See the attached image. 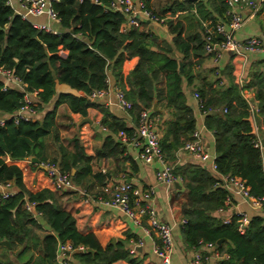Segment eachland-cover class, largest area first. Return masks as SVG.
Masks as SVG:
<instances>
[{"label": "trees", "instance_id": "obj_1", "mask_svg": "<svg viewBox=\"0 0 264 264\" xmlns=\"http://www.w3.org/2000/svg\"><path fill=\"white\" fill-rule=\"evenodd\" d=\"M111 1L57 0L53 8L60 19L55 28L59 34L50 35L37 31L32 24L13 15L6 0H0V67L12 70L21 78L27 85L26 91L37 92L38 110L57 96L55 108L41 120L21 122L17 126L8 121L0 128V182H13L17 189L13 196L0 200V241L8 242L11 251L23 246L19 259L32 245L31 250L38 254L34 261L30 258V264H52L58 246L65 243H70L75 249H83L75 252L76 264H112L121 260L141 264L130 255L124 241L102 248L93 234L79 233L75 219L58 205L55 192L43 189L31 193L23 184L20 169L6 164V158L10 161L35 158L39 163L51 162L57 164L62 172L69 173L75 186H80L83 179L92 174L91 159L77 140L71 141L72 153L59 143L55 122L58 106L66 104L71 113L81 118L87 117L88 109L99 110L103 113V126L113 133L123 131L130 135V130L90 97L93 91L108 88L110 78L132 104V109L139 112L150 110L151 115L156 116L152 108L159 104L160 108L171 111L173 120L166 124L160 141L161 150L171 161L175 159L174 149H182L195 128V120L183 94V79L190 82L185 70L190 53L198 58L204 52L203 34L185 37L183 23L178 17L173 18L177 13L195 9L198 23L210 20L214 24L225 16L227 8L223 0H200L196 3L138 0L153 15L168 20L167 29L173 36L171 45L155 33L141 30L145 25L143 21H137L136 26L121 32L120 27L126 20L124 15L102 8ZM200 29L203 31L201 26ZM173 48L182 56V72L179 60L173 58ZM60 50L68 53L66 59L58 55ZM56 80L81 96L56 94ZM247 80L243 81V86L230 83L223 87L219 86L217 79L200 90L198 96L206 112L205 127L214 136L217 172L239 177L249 188V194L258 198L264 196L262 157L254 146L258 114L252 113L241 91L257 88L255 97L260 103L259 113L262 112L264 74L256 70ZM3 84L0 79V113L10 116L19 109L23 95L13 87L2 90ZM215 108L222 112L214 111ZM48 138L58 145V157L51 156L49 161L46 153ZM111 146L112 153L122 154L123 150H118L120 145L108 136L104 149L97 156H106L105 149ZM181 172L189 181L190 200L184 207L188 220L184 229L187 245L192 248L200 244L216 246L218 241L225 240L227 260L221 264H264V219L259 215L251 217L243 235L237 230L235 219L230 224H221L212 213L223 205L227 193L215 188L211 176L198 166L187 165ZM92 177L99 183V188L106 185L105 175L96 173ZM100 194L99 191L97 195ZM25 203L32 205L50 232L41 240L33 234L41 225L23 209ZM216 249L221 251L222 247ZM0 264L3 263L0 261Z\"/></svg>", "mask_w": 264, "mask_h": 264}, {"label": "crops", "instance_id": "obj_2", "mask_svg": "<svg viewBox=\"0 0 264 264\" xmlns=\"http://www.w3.org/2000/svg\"><path fill=\"white\" fill-rule=\"evenodd\" d=\"M194 14L195 9L187 13H177L175 15L184 25L185 37L194 34H200L201 36L202 31L200 26L202 28L203 24L211 22L210 20H201V22L198 23L197 16H194ZM242 15L245 16L246 13L242 12ZM218 21L225 25L228 23L225 16L222 20ZM46 22V19L42 20L43 24ZM57 26L58 24H52V29L56 31L55 28ZM141 30L144 32L149 31L155 33L162 41L167 42L169 45L172 44L173 36L169 33L166 27H153L145 23V25L143 24L141 26ZM263 33L264 10H262L255 18L247 20V22L235 32L234 36L238 41H245L250 37L262 36ZM262 40L264 42V38ZM173 51V58L178 59L181 68H183L184 62L181 59L182 56L176 52L175 48H173ZM58 55L61 58L66 59L68 53L60 50ZM241 66L242 60L228 52L222 53L217 62H214L212 56L205 54V52H201V55L198 58H195L193 54L190 53L189 59H187L185 65L186 76L190 78V82L188 81L187 83L185 78L183 79V94L185 96L186 105L191 110L192 116L195 120L194 131L200 133L207 159L202 161L193 158L187 155L182 149L178 148H176L177 152L174 151L173 153L175 156L173 161L167 160L166 155L164 154L165 161L168 165L172 166L173 174L177 178L175 184L171 188L163 182L156 181V173L163 168L162 164L157 160H154L150 164L142 162L138 157L140 147L121 143L117 137L119 132L113 133L101 124L103 119V113L101 111L88 109L86 118L92 121V124L86 123L80 125V122L85 118H81L79 115L71 113L66 104H61L56 108L55 122L59 133V143L66 148L69 153H72L73 146L71 141L77 140L79 145L84 149L86 155L91 159L90 168L92 174L83 179L80 186H75L73 190L55 192L58 197V205L64 211L72 215L75 219L76 229L79 233L84 235L93 234L102 248H106L113 240H115V243L124 241L129 250L135 247L136 254L132 257L140 261L141 264H162L161 259L154 253V248L157 243V238L154 234H146L142 227L134 225L132 221L115 208L106 207L98 203L86 204L83 201V192L93 196L99 194L101 189L99 188L100 185L92 175L101 173L105 175L107 185L127 183L140 191L149 187L153 189V196L150 200H146L145 202L155 210L158 219L161 222L168 224L172 229L174 247L170 264H189V261L195 252H200L207 258L206 264H221L223 261L227 260V256L225 255V251L228 247L226 241L220 245L222 247L221 251L216 249L219 247L217 244L216 246L200 244L199 247L192 248L185 242L184 229L186 224L183 222H188L187 217L184 214V207L190 200L189 190L187 188L189 181L181 171L182 168L187 165H195L205 170L214 182L220 178V176L213 170L216 158L214 136L212 131H209L205 127L206 114L203 113V109L199 106V101L195 98V95H198L200 90L206 89L208 83L217 79L219 80V86L227 87L230 83L240 86L238 78L241 74ZM256 70H259L264 74V47L259 52L247 55L244 68V83L248 81L247 77H251ZM182 71L180 70V72ZM108 81L109 86L106 88L107 96L104 99L95 101L104 111L110 113V115L117 119L120 124H123L124 127L130 130V133L132 134L136 130L139 110L131 108V110L127 112L121 111L118 108L115 99L117 88L114 86V83L110 78ZM244 83H242L241 86H243ZM256 90L257 88H254L253 90L243 89L241 95L248 102L249 106L255 110L254 113L258 114L256 117V134L263 145L264 110L259 113L260 103L255 97ZM262 91L264 92V88ZM56 100L57 96L51 101V103L43 106V109L39 110L38 114L31 120H41L46 113L55 108L54 104ZM155 108L156 111L154 112L152 108V112L157 113L154 117L158 122L157 125L162 138L166 124L173 120V118L171 117V111L160 108L159 104H156ZM217 110L218 108L214 109V111ZM218 112H222V110H218ZM10 116L0 113L1 119L9 118ZM108 120L111 121L110 119ZM108 136L113 138L114 143L120 145L118 150H123L122 154L112 153L111 150L113 147L111 146L105 149L104 154H106V156H97V153L104 149V142ZM46 144L47 161L51 159V156L58 157V145L54 143L51 138L47 139ZM260 152L264 170V147L261 148ZM31 159L10 161L6 158L5 162L8 165L17 166L20 169L22 172L23 184L31 193H36L43 189H48L54 192L43 169L39 165L31 163ZM72 174H74V171H72ZM16 190L14 183L9 182L8 191L16 193ZM224 191L227 193V196L223 205L212 213V216L221 224H230L233 219L237 220L239 216L243 214L247 216L249 221L251 217L257 215L264 219V206L261 208L255 207L252 201L243 200L232 191ZM226 200H228L227 203H225ZM29 214H32L31 216L41 225L40 229L33 231V234L41 240L50 232L43 226L40 215L36 214L34 211ZM127 236H129L128 241H125ZM32 248L33 246L30 245L28 247L29 250L27 249L28 251H26L23 258L19 259L18 254L22 251L23 246L19 245L11 251L10 246L7 248L6 246L0 245V261L3 264H30V258L32 257V261H34L38 254V252L32 251ZM74 255L75 253L71 255L70 264H76ZM239 263L240 262H237L235 264ZM112 264L130 263L121 260Z\"/></svg>", "mask_w": 264, "mask_h": 264}, {"label": "built area", "instance_id": "obj_3", "mask_svg": "<svg viewBox=\"0 0 264 264\" xmlns=\"http://www.w3.org/2000/svg\"><path fill=\"white\" fill-rule=\"evenodd\" d=\"M20 7L26 11L21 13L12 7V0H6L13 12V15L19 17L22 21H27V15L40 17L45 15L47 22L45 24H32L34 29L39 32H44L50 35H58L59 33L52 29V24H59L60 19L57 12L53 8V4L57 0H17ZM226 6L225 17L227 24L217 21L216 23H205L203 28V49L205 54L212 56L213 61L217 62L222 53L228 52L233 56L239 57L242 60L241 74L239 75V84L244 81V68L247 60V55L261 51L264 47V33L262 36L250 37L245 41L236 40L234 34L237 32L249 19L255 18L262 10H264V0H223ZM104 10L118 12L124 15L125 22L120 27L121 32L128 31L133 26H136L137 21H143L153 27H166V18H161L153 15L148 11L142 2L138 0H112L108 5L102 6ZM242 12L246 15L243 16ZM138 18V20H136ZM142 18V19H141ZM176 19V16L173 18ZM28 22V21H27ZM0 79L3 81L2 90H7L13 87L22 93V101L19 109L9 118H0V128L4 127L6 122L12 121L15 126L21 122H28L38 114L37 92L26 91L27 85L21 78L16 76L12 70L0 67ZM109 86V81H107ZM107 96V89L95 90L90 97L93 100H101ZM195 98L199 101V106L203 109V102L196 94ZM115 99L118 108L127 112L131 110L132 104L125 98L122 91L116 90ZM252 113L254 109L251 107ZM225 112V109L223 110ZM203 113L206 114L205 111ZM157 121L151 115L150 110H142L138 115L136 130L132 134H127L123 131L118 133V139L123 144H132L134 147H140L139 159L150 164L154 160L159 161L163 168L156 173V181L167 184L169 188L173 187L177 178L173 174V168L165 161V155L161 150L160 141L161 133L158 129ZM255 126L254 146L261 150L263 147ZM182 150L189 156L206 160L205 149L201 140L200 133L193 131L189 140H187ZM45 176L51 183L54 192H62L73 190L75 185L69 173L62 172L60 168L51 162L40 163L39 165ZM213 170L220 176L215 182L214 187L226 191H232L240 196L243 200L252 201L255 207L261 208L264 206L263 197H252L246 188L244 181L238 177L231 175H220L214 163ZM9 183L3 184L0 182V200H6L13 196L14 193L8 191ZM100 195H90L82 193L83 201L86 204L98 203L106 207L115 208L125 215L134 225L142 227L146 234H154L157 238V243L154 248V253L161 259L162 264H170L173 253V234L172 229L168 224L161 222L155 210L150 207L145 201L150 200L154 194L151 187L145 190H138L127 183H118L105 185L100 189ZM228 200L225 201L227 203ZM23 209L31 213L32 205L25 203ZM186 224V221L183 222ZM249 220L246 215H241L236 220L237 230L240 234H244L248 226ZM83 249H75L70 243L59 245L56 252V258L52 264H70V258L76 251ZM130 255L136 254L135 247L129 250ZM207 258L200 252H195L189 264H206Z\"/></svg>", "mask_w": 264, "mask_h": 264}, {"label": "water", "instance_id": "obj_4", "mask_svg": "<svg viewBox=\"0 0 264 264\" xmlns=\"http://www.w3.org/2000/svg\"><path fill=\"white\" fill-rule=\"evenodd\" d=\"M181 1H186V2H190V3H196L199 0H181ZM180 70L182 71L181 65H180ZM55 93L56 94H62V95H66V96H73V97H80L81 94L79 92H77L76 90L72 89L71 87H69L68 85L65 84H60L57 80L55 81ZM155 105H153V111H156ZM92 124V121H90L88 118L83 119L80 122V125L83 124ZM263 147H264V143H263ZM174 151L177 152V149L175 148ZM31 163L36 164V165H40L39 161L35 158L31 159ZM225 240H220L217 242V245L220 246ZM111 244H115V240H113L111 242ZM0 245L2 246H6L7 248H9V244L6 241H2L0 242ZM87 252H92L91 250H88Z\"/></svg>", "mask_w": 264, "mask_h": 264}, {"label": "rangeland", "instance_id": "obj_5", "mask_svg": "<svg viewBox=\"0 0 264 264\" xmlns=\"http://www.w3.org/2000/svg\"><path fill=\"white\" fill-rule=\"evenodd\" d=\"M49 1V0H47ZM12 7L14 8V10L18 11V12H21V13H26V11H24L21 7H20V4L17 0H12ZM45 20L46 17L45 15L43 16H40V17H33L31 15H27V21L30 23V24H43L42 23V20ZM39 112V111H38Z\"/></svg>", "mask_w": 264, "mask_h": 264}]
</instances>
